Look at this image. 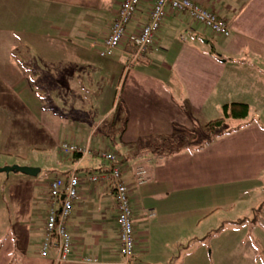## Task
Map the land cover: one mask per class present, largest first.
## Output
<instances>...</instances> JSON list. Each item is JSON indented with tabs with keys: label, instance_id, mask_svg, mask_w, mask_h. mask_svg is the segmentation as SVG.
Returning <instances> with one entry per match:
<instances>
[{
	"label": "crops",
	"instance_id": "0c3cea01",
	"mask_svg": "<svg viewBox=\"0 0 264 264\" xmlns=\"http://www.w3.org/2000/svg\"><path fill=\"white\" fill-rule=\"evenodd\" d=\"M121 1L58 0L54 8L49 0H12V13L33 17L44 33L23 30L19 35L9 30L11 43L22 48L28 65L18 58L15 45L0 49V116L8 117L0 126V158L16 147L20 159L13 164L2 160L0 168L18 165L40 172L36 177H0V214L5 216V222L0 220V264H54L53 250L40 256L48 211L45 192L50 181L71 173L80 183L67 222L72 249L61 264H83L84 259L89 264H184V241L204 244L207 238L218 253L216 259L227 252L225 260L231 264L233 245L240 240L234 234L257 225L246 216L222 219L216 217L218 209L201 207L207 214L202 215L205 230L194 232L184 222V212L189 211H184V194L210 192L233 211L242 197L252 202L259 189L264 193V0H193L224 19L230 31L226 41L209 51L196 42L206 45L217 37L187 14L168 12L144 61L125 71L115 107L118 77L134 48L125 45L116 51L125 56L123 63L119 57L101 61L104 72L111 73L108 79L91 76L89 70L99 65L96 57ZM154 1L142 0L129 33L147 23ZM62 5L67 6L65 14L59 12ZM47 10L56 12L58 19L46 20ZM39 40L62 46L80 61L56 67L54 60L43 66L30 53L31 43ZM232 103L246 104L248 118L233 120V127L215 134L212 142L184 151V131L205 128ZM106 121L109 125L103 128ZM18 129L31 131V136L14 146L11 132ZM62 138L90 153L78 161H31V155L59 154ZM159 138H169V144L182 142L183 150L169 155L167 146L159 149ZM104 150L119 156L121 181L128 188L136 242V257L130 261L119 254L113 181H88L109 172L110 164L99 156ZM138 167L147 172L140 186L133 179ZM43 172L55 175L45 180ZM218 226L221 230L208 236ZM248 236L249 243H256L258 238Z\"/></svg>",
	"mask_w": 264,
	"mask_h": 264
},
{
	"label": "rangeland",
	"instance_id": "374dc122",
	"mask_svg": "<svg viewBox=\"0 0 264 264\" xmlns=\"http://www.w3.org/2000/svg\"><path fill=\"white\" fill-rule=\"evenodd\" d=\"M49 1H53V2H50L49 5H52L55 8L56 7L55 4H56V2H58V0H49ZM46 6H47V4H46ZM80 6L81 7L84 6V3H80ZM59 8H60L59 12H62V14H65L67 6L62 5ZM28 18H30V19H28ZM31 18H33V17L25 16V14L21 15V13H19V14L12 13V0H0V49H4V48L9 49L11 47V45H15L13 50H18V52L15 51V53L18 56H20L18 58L21 59V61L27 65H28L27 60L29 58L22 55V48L20 46L16 45L13 42L11 43L9 30L14 31V33H18V34L20 32H23V30H30V31L40 32V34L43 35L44 29L42 28V24L39 25L38 23H36V21H34ZM45 18L48 21L52 20V18L58 19L56 12L52 13V11H48V10L46 11ZM63 18L66 19L67 16L63 17ZM45 27H46V24H45ZM49 27H51V25H49ZM55 27H57V26H55ZM57 29H59V28H57ZM60 32H65V29L63 28ZM29 40H30V38H29ZM189 40H191V38H189ZM226 40L227 39L217 37V38L209 40V43L206 45L202 44L203 40H200V42H196V43L201 48L209 51L212 48H217L218 43L224 42ZM46 43H48V44H46ZM31 45H32V49L30 52L31 56L33 57L34 60L43 61V66L46 63H49V62L52 63V61H54V60H55V66L56 67L58 66L57 64H60V63L63 64L64 61H66L67 65L68 64L75 65L76 62L80 61V60L73 58L72 54L69 52H66L62 46L60 47L57 45H53L47 41L45 42V41L39 40V41H36L35 43H31ZM98 51H99L98 48L95 49V52L97 54H98ZM118 55H119V53H116V51H115L114 54L110 57L100 58L99 56H97L96 59H99L100 62H98L99 65H96L94 67V69L89 70L91 76H94V77L100 76L103 79H105V78L108 79V77H109V75H111V73L110 74L105 73L104 69H102V66H100V63H101V61H106V60L109 61L112 59H116V57H119V59L121 60V63H123L124 62L123 58H125V56H123V55L118 56ZM32 57H31V60H32ZM0 60H2L1 51H0ZM0 69H2V68L0 67ZM127 69H128V65H125L123 67L122 76L120 75L118 77L119 78L118 89L116 91V95L114 96L115 107H116V104L118 102V97H119L118 93L121 90L120 87L122 85V82L124 83V81H125V77H126L125 71ZM68 85L71 87L70 81L68 82ZM46 103L48 104L49 102L46 101ZM222 117H223V115H222V109H221L220 115H218V117H215L214 120H217L219 118L221 119ZM7 119H8V117L0 116V126H1L2 122L6 121ZM15 119H16L15 117L12 119V121L14 123L16 121ZM98 122H99V120H97V123ZM233 123H235V122H233V120H229L227 123V126H225V127L224 126L223 127H217L215 129H209V128L205 127V128L199 129L197 131H195V130L189 131V132L184 131L185 143H183V144L189 145L192 143V145H193L203 138H212L218 132H222V131L226 130V128H232ZM108 125H109V122L106 121V124L103 125V128L107 127ZM116 127H117V123L115 122V128ZM13 132H15V133H13ZM13 132H11L13 139H14L13 141L17 142L14 146H16V145L21 146V140L20 139L28 140V138H30V136H31L30 135L31 131L29 133V131L27 129H24L22 131H20L18 129V130H15ZM99 133H100V131H98V134ZM0 134H1L0 136H2V137H0V139L1 138L3 139L4 133L0 132ZM50 135L52 136V134H49L47 136L51 137ZM61 140H62V141H60L61 143L66 142V141H64L65 139H63V138ZM95 140L96 139L94 138V141ZM181 144H182V142L179 144L176 143L173 146V148L180 147ZM17 151H19V149H17L16 147H13L12 151H8L10 155L0 158V164H1L2 160L3 161L6 160L8 162V164H13L14 160L20 161V159H18L15 155V152H17ZM20 152L22 155H25L24 153H22V151H20ZM56 153H53L52 151H48V152H44L41 154L31 155L32 156L31 161L35 162V163L43 164L45 161L50 160L48 163H52L53 158L57 159V160L61 159V156L57 153V156H58L57 157ZM130 165H131V163H130ZM11 166H13V165H11ZM8 175H10V177L12 178V177H16V176L21 175V174L10 173ZM8 175L3 173V174H0V177H2L3 179H6L8 177ZM42 175H43V178L45 180H50L54 177L55 173L54 172H50V173L43 172ZM216 193L219 194V192H216ZM209 195H210V192L205 193L203 191H194V192H189V193L184 194V211L189 210L187 213L184 212V222L189 227H191L194 232H196V230H197L198 232L202 233L205 230V226H206V224L204 222V218L202 215H204L206 213L200 212L201 207H203L204 209L209 208L208 210L218 209L216 217H219L222 219L234 218L235 216H236L235 218L237 219V217L242 218L243 216H246L248 221H252L253 219L257 220V225L254 226L251 230L242 229V230L236 232V234H234V236H236V239L240 238V240L237 241L233 245V254H232L233 260H232L231 264H264V206H263L264 193L261 194L260 189H259V194L253 197L252 202L249 199L245 200L246 198L242 197L241 200H238L236 202V207L233 208L234 209L233 211H231L229 209V203H221V201H219V196L214 198V197L209 196ZM239 204H240V206H239ZM8 206H11L10 209H12V205H11L10 201H8ZM5 207L7 208V206H5ZM250 208H252V210H250ZM244 209H245V211H244ZM5 212H6V210H5ZM13 214H15V213H13ZM0 220L2 223L5 222L4 221L5 216L3 215V212H2V214H0ZM15 220L16 219L14 218V223H15ZM210 221H213V220H210ZM246 226H249V223L247 225H245L244 227H246ZM0 232L3 234L2 231H0ZM249 233L252 235V237L254 239L258 238L256 240V243H253L254 241L249 243V239H248ZM187 234L188 233L185 231L184 232V238H186ZM208 239L209 238L203 240L204 244H196L193 241H191V242L184 241V264H229L230 260H225L227 258V252H221L220 253L221 259L220 260L216 259L218 253H217V251L216 252L213 251V243L211 242L212 240L209 242ZM207 245H210L212 249H208ZM255 248H258V250H256Z\"/></svg>",
	"mask_w": 264,
	"mask_h": 264
},
{
	"label": "built area",
	"instance_id": "2783aa9c",
	"mask_svg": "<svg viewBox=\"0 0 264 264\" xmlns=\"http://www.w3.org/2000/svg\"><path fill=\"white\" fill-rule=\"evenodd\" d=\"M141 2L142 0L121 1L116 17L110 24L103 40V48L99 52L100 57H110L121 47L130 45L134 48V53L127 62L128 67L134 63L143 62L145 55L152 48L155 35L168 12L187 14L215 37L228 38L230 36L228 25L224 19L193 0H155L147 23L137 31L129 33L127 27ZM181 40L184 41L185 37L182 36ZM59 152L63 155L79 153L83 156L90 153L89 149H81L66 142L60 144ZM99 156L110 164V170L107 174L92 175L88 177V181L91 183L102 182L106 179L113 181L119 228V254L125 261H130L136 257V242L128 188L121 181L120 158L107 150L102 151ZM133 179L137 186L145 184L146 170L142 167L136 168ZM79 183L76 175L71 173L66 179L55 178L46 187L45 196L48 211L43 241L40 246V256L46 257L49 251L53 250L55 252L54 264L67 262L72 249L71 237L67 232V222L78 197ZM81 262L83 264L90 263L87 259Z\"/></svg>",
	"mask_w": 264,
	"mask_h": 264
},
{
	"label": "trees",
	"instance_id": "16d2710c",
	"mask_svg": "<svg viewBox=\"0 0 264 264\" xmlns=\"http://www.w3.org/2000/svg\"><path fill=\"white\" fill-rule=\"evenodd\" d=\"M222 115H223V117L221 119L219 118L217 120L209 122L206 125V128L215 129L217 127H223L224 123L226 121H228V120H245L246 118H248V115H249V107L246 104H242V103H232V104L224 105L222 107ZM222 134H224V132H222L218 136H221ZM158 140L162 141V144L159 147V149L162 148V147L164 148V147L167 146L166 147V150H167L166 152H168L169 155L173 154L175 152H180L181 150H183V148H181V147L173 148V146L176 143H174V144L170 143L169 144V142H170L169 138H159ZM212 140H213V138H203V139H201L200 141H198L197 143H195L193 145H192V143L189 144V145H184V151H186L188 149H191V148H194V147H201L203 144H208V143L212 142ZM184 143H185V137H184ZM58 152H59V150H58ZM59 155L62 158H68L69 157L73 161H78V160H80L83 157V155L79 154V153H73V154H70V155H63V154H61L59 152ZM240 222H245V219L241 220ZM222 226H219V228L211 231L208 234V236H211L213 233L218 232L219 230H221Z\"/></svg>",
	"mask_w": 264,
	"mask_h": 264
},
{
	"label": "water",
	"instance_id": "95a60500",
	"mask_svg": "<svg viewBox=\"0 0 264 264\" xmlns=\"http://www.w3.org/2000/svg\"><path fill=\"white\" fill-rule=\"evenodd\" d=\"M40 170L38 168H33V167H28V166H18V165H13V166H6L3 168H0V174H21L24 176L28 177H36Z\"/></svg>",
	"mask_w": 264,
	"mask_h": 264
}]
</instances>
